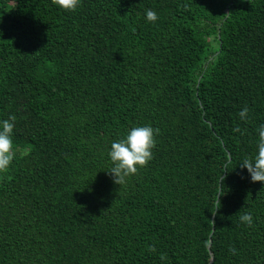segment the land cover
Wrapping results in <instances>:
<instances>
[{
    "label": "trees",
    "instance_id": "obj_1",
    "mask_svg": "<svg viewBox=\"0 0 264 264\" xmlns=\"http://www.w3.org/2000/svg\"><path fill=\"white\" fill-rule=\"evenodd\" d=\"M12 116L0 264H264V182L239 166L264 124V0H0ZM147 125L152 160L113 183L111 142Z\"/></svg>",
    "mask_w": 264,
    "mask_h": 264
},
{
    "label": "clouds",
    "instance_id": "obj_2",
    "mask_svg": "<svg viewBox=\"0 0 264 264\" xmlns=\"http://www.w3.org/2000/svg\"><path fill=\"white\" fill-rule=\"evenodd\" d=\"M53 4L66 11H75L81 0H52ZM145 19L155 22L158 19L157 13L151 9L146 10ZM239 118L246 121L249 118V109L243 108ZM15 129V117L0 120V173L8 170L16 156L13 136ZM159 129L151 125L135 126L129 129L126 135L119 140L111 142L108 151L109 168L107 170L113 183L124 185L127 178L135 175L139 168L146 166L153 158V149L156 145L155 136ZM257 145L255 154L251 158H243L239 163L242 169H246L251 181L264 182V124L257 130ZM241 223L252 225L253 216L245 213L240 216Z\"/></svg>",
    "mask_w": 264,
    "mask_h": 264
}]
</instances>
